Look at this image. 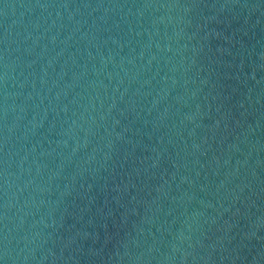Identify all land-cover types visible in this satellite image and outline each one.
Segmentation results:
<instances>
[{
    "label": "water",
    "instance_id": "95a60500",
    "mask_svg": "<svg viewBox=\"0 0 264 264\" xmlns=\"http://www.w3.org/2000/svg\"><path fill=\"white\" fill-rule=\"evenodd\" d=\"M0 264H264V0H0Z\"/></svg>",
    "mask_w": 264,
    "mask_h": 264
}]
</instances>
